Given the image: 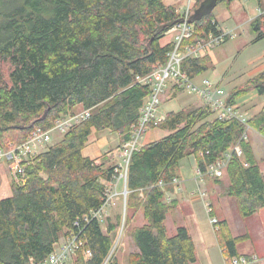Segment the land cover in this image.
I'll use <instances>...</instances> for the list:
<instances>
[{"label":"trees","instance_id":"obj_1","mask_svg":"<svg viewBox=\"0 0 264 264\" xmlns=\"http://www.w3.org/2000/svg\"><path fill=\"white\" fill-rule=\"evenodd\" d=\"M202 1L194 0L190 16ZM262 1L257 0L258 5ZM262 15L249 26L254 42L264 39ZM181 20L182 13L164 0H0V150L22 144L37 129H51L61 116L89 110L87 118L23 163L25 182H12L10 196L0 199V264H42L72 232H80L92 254L86 263L77 253L72 264L104 263L120 216L107 217L105 229L83 218L101 207L105 185L116 176L115 166L97 164L81 152L94 134L105 130L120 137L122 144L129 140L151 93L135 77L166 64L174 42L161 44V39ZM193 26L180 51L220 29L212 13ZM209 68L205 56L186 57L180 64L190 78ZM252 90L264 95V70L227 94L226 105ZM45 110L44 120L38 121ZM211 114L204 106L185 108L147 124V130L170 134L130 155L126 210L131 212L129 219L140 210L145 224L130 231L136 251L127 255L126 264L195 263L187 230L178 227L168 236L164 226L174 206V201H165V193L184 158L193 156L204 173L205 166L239 145L242 155L232 156L224 169L226 195L234 199L242 218L264 208V175L250 142L243 138L254 131L264 139V106L245 122L209 119ZM214 227L225 261L243 256L253 263L254 256L236 250L248 235L232 237L226 221L217 220ZM107 264L118 263L111 258Z\"/></svg>","mask_w":264,"mask_h":264},{"label":"rangeland","instance_id":"obj_2","mask_svg":"<svg viewBox=\"0 0 264 264\" xmlns=\"http://www.w3.org/2000/svg\"><path fill=\"white\" fill-rule=\"evenodd\" d=\"M173 1H175L174 6L176 7L179 13L186 11V6L188 2L190 8L194 4V0H173ZM241 1L235 0L233 3L234 11H232V13L234 14L236 12L237 14L235 15L236 16L235 18H231V19L228 18L227 20H221L224 19L225 17L224 13H227V10L225 9L223 3L217 4V6L212 11V14L216 16L223 24V27H225L224 29L234 32V37L228 38L224 43L213 48L209 52V53L212 52L213 57L216 59L218 63L216 67L218 65L227 64L229 75L235 74L238 77L240 76L236 84L237 86L231 88L227 92V94H229L231 91L235 90L236 88L243 86L249 78L253 77L257 73L264 70V39L258 42H253L252 40H254V34H252L249 29L252 20L255 17L260 16L261 14H263L262 18L264 22V1H262L259 5L257 3V0H247L246 4L244 3L245 0H243L242 2ZM243 4H245V6L247 7V13L244 15L242 13ZM173 37H175L174 34L165 35L161 39V43L164 44L167 42H171L173 40ZM258 57L261 58L257 61ZM253 60H254V64L252 66L251 62ZM249 73L250 76L249 77L246 76ZM210 77H211L210 75L206 76L207 79H210ZM210 80L212 81V79ZM169 84L171 85L173 84L172 80H168L165 84L164 89H166V91L164 95L161 98H159V105H158L159 110L165 109L164 108L165 104L162 101L169 96L168 90L166 88V86H168ZM223 87H225L226 90L228 88L226 85H223ZM182 93L184 94L185 92L183 91L178 92L179 95ZM248 93L240 96L236 100L238 101L240 98H243ZM263 104H264V95L260 97H254V99L252 97V99L248 103L236 108L239 114H242L245 117V119H248L254 116L255 114H257L259 112L258 111L259 108ZM194 106L195 105L192 106L191 103L186 108H192ZM80 111L82 110L77 109L76 113H79ZM213 116L214 115L211 114L209 119L214 118ZM154 117L155 118L157 117L156 112ZM145 134L146 132L139 140V143L143 141ZM61 135L62 134L60 133H54L52 135L50 145H52L54 142L60 139ZM247 136L245 139L246 141L250 142L254 156L258 161L260 171L264 175V139L254 131H248ZM46 149L47 147L42 152H44ZM116 156L120 158L118 164L123 165L124 164L122 161L123 157H121L120 154ZM194 162H195L194 157L190 156L184 158L178 164L177 173L184 180H189L188 183L192 186V188L195 191L194 195L198 196V198L202 200L203 205L205 207L204 209L208 216L214 212H211L210 214L208 213L206 207L207 203H205V200H207L208 198L214 200L215 203L214 214H216L217 217V219L216 218L215 219L218 221L227 222L232 237H240V236L248 235L247 240L236 245L237 252L244 256L246 255L252 256L256 254L258 260L252 264H264V208L250 217L247 218L240 217L234 199L226 195V190L228 187L227 177L224 175L221 178H219V180L216 182V178L209 175H203L202 182L200 180L201 177L198 176V180L200 183H197L193 179L195 177V176L193 177V169L195 167ZM9 168L10 167L8 166L7 161L0 162V199L10 195V185L12 183V176H11V170ZM119 175H121L122 178L116 181L117 182L116 186L119 196L115 200L114 208L108 210V215L111 218H113L115 215L120 216V226L117 234L119 233L120 230L122 231V234H121L120 244L114 250L113 258L117 261L118 264H126L127 255L129 253H132L134 250V246L132 244L130 237V231L134 226L139 225L140 216L137 217L135 222L131 223L129 219L131 212L126 210V196L128 194V191L126 190L127 169L125 171L123 170L122 173L120 172ZM112 184H115V182ZM201 193L204 194V198L200 196ZM200 200L199 202L201 203ZM200 214L203 217H205L203 210L200 211ZM169 217L171 218L172 216L168 214V219L164 222V225L166 227L167 235L172 236L176 233L178 226H184V222L183 223L180 222V224H174L172 226L171 223L172 220ZM209 218L211 220V216H209ZM104 224L105 223H103L101 226L103 229L105 226ZM195 257H196V261L194 264H207L206 261L208 257L206 255V251L204 250V247H202V245H200L199 243H197V251L195 252ZM211 257L213 260L212 264H223V259L220 253L215 252L214 256L212 255ZM71 262L72 260L69 261L67 264H71ZM225 262L226 261L224 260V263Z\"/></svg>","mask_w":264,"mask_h":264},{"label":"built area","instance_id":"obj_3","mask_svg":"<svg viewBox=\"0 0 264 264\" xmlns=\"http://www.w3.org/2000/svg\"><path fill=\"white\" fill-rule=\"evenodd\" d=\"M189 2L186 6V11L182 12V20L171 27L167 33L174 34V48L167 54L168 60L164 66L157 67L145 76H136L135 81L142 85H147L151 88V93L145 100V103L141 109V116L138 125L131 132V136L128 141L120 146L119 154L121 155L123 165H114L116 176L113 181L105 185L103 193V203L97 210L91 211L88 218L85 216L83 221L87 223L89 220H96L99 224L104 221V217L107 216V212L110 208L114 207L115 200L117 199L118 191L116 181L121 178L119 173L127 169L129 158L134 150L140 147L139 140L147 130V124L155 120V112L159 105L160 95L168 80H172L174 85L185 89L189 93L195 95L202 101V106L206 107L215 117L221 120H229L232 118L238 119L241 122H245V117L237 112L235 105L227 106L225 103V92L220 87L216 86L209 79L203 78L199 83L192 81L186 73L180 69L181 61L186 58L198 59L202 58L215 47L224 43L228 38L234 37L233 31L226 29H219L218 34H209L206 40L198 42L195 45L187 46L185 50L180 51V43L192 36L194 31L193 24L189 23ZM89 116V110H82L79 113L67 116L59 117L51 129L47 131L35 130L22 144L18 146H11L9 150H0V162H8L9 169L11 170L12 182L20 185L25 182L23 163L32 160L35 156L41 153L51 143L52 135L54 133H65L72 125L84 120ZM244 140L246 135L243 136ZM242 155L239 145L233 146L228 150L223 157L214 164L205 166V172L201 173L197 169V175L202 177L203 175H209L216 179L221 178L224 175V169L227 161L232 156L240 157ZM108 158H113L109 154ZM98 164V163H97ZM119 175V177H118ZM122 179V178H121ZM201 179V178H200ZM115 184H112L114 183ZM173 183H176V179H173ZM160 187L163 186L162 182H159ZM204 198V194H200ZM207 211L210 214L211 208L209 204L206 205ZM211 224L215 232V223L217 220L211 217ZM74 226L78 227V224L74 222ZM122 231L120 230L116 236L113 246L111 247L107 258L103 264L113 258L114 250L120 244ZM79 253L84 262H89L91 259V251L86 246L85 241L82 239L80 232H72L66 238H63L56 244L53 251L46 257L42 264H67L75 255ZM257 261V258H253V263ZM252 262L247 261L243 256L233 257L226 261L225 264H250ZM30 264H33L30 260Z\"/></svg>","mask_w":264,"mask_h":264},{"label":"crops","instance_id":"obj_4","mask_svg":"<svg viewBox=\"0 0 264 264\" xmlns=\"http://www.w3.org/2000/svg\"><path fill=\"white\" fill-rule=\"evenodd\" d=\"M234 1H232L228 5L224 4V7L227 10V13H224L225 17H224V19H221V20H227L228 18L231 19V18L236 17L235 16V15H237L236 12L234 14L232 13V11H234V6H233ZM246 1L247 0L244 1L245 4H246ZM164 2L166 4H169V5H174V3H175V1H173V0H164ZM245 4H243V12H242L243 15L247 13V7L245 6ZM214 19L217 22L218 27L220 29L225 28V27H223V24L220 22V20L216 16H214ZM168 34H172V33H166L165 35H168ZM173 41H174V37H173V40L171 42H173ZM252 41L254 42V40H252ZM167 43H169V42H167ZM164 44H166V43H164ZM206 57H209V59H210V68L208 70H206L204 73L197 75L195 77H192V81L195 83H199L201 79H203L204 77L206 78V76L210 75L211 76L210 79H212V81L210 79L209 80L212 83H214L216 86L223 89L225 92V97H226L227 92L231 88L237 86L236 84H237L240 76L238 77L235 74L229 75L227 64L218 65L216 67V65L218 63H217L216 59L213 57L212 52L209 53ZM260 58L261 57H258L257 61ZM251 63L253 66L254 60ZM250 73L246 76L249 77ZM223 85H226L228 87L227 90L225 89V87H223ZM166 88L168 90L169 96L166 97L165 100L162 101L165 104L164 110H159V106H158L157 111H156L157 117L155 118L156 121L163 120L164 117L170 112L176 113L182 109H185L191 103H192V106L195 105L192 108H197V107L202 106V101L198 97L189 93L185 89L180 88L177 85H174V83L172 85L169 84L168 86H166ZM165 91H166V89H164L163 93L160 95V98L164 95ZM179 91H183L185 93L184 94L182 93L179 95L178 94ZM252 97L254 99V97H260V95H258V93L255 90H252L247 95H245L243 98H240L238 101L236 100L233 105H235V107H240L242 105H245L246 103H248L252 99ZM160 104H161V102H160ZM263 106H264V104L259 108L258 111H260V109ZM213 117H215V116H213ZM169 134H170V132H168L166 130L159 129V128L148 129L146 131V134L144 136L143 141L140 143V147L147 145V144H150L152 142H155L157 140H160ZM121 145H122V143H121L120 137H118L116 134L110 133L109 131L105 130L103 132L94 134L91 141L83 148L81 154L83 157L88 158V159H90L96 163H102L103 162V163H106L107 165H116V164H118V162L120 160V158L117 157L116 155L119 154V149H120ZM109 154H111L112 157H114V158H108ZM191 157H193V156H191ZM194 161H195L194 162L195 167L193 169V177L194 176L195 177L193 179L195 182L200 183L198 180V175L196 173L198 167H197V162H196L195 158H194ZM196 178H197V180H196ZM175 179H176V183L172 182L171 189H168L165 193V201L166 200H167L166 202L174 201V206L170 210V212H168L166 214L164 222L168 219V214H170L172 216L171 218L169 217L172 220V222H171L172 226L174 224H180V222H182V223L184 222V226H178V227H184L187 230V232H188V234H189V236L193 242L194 251L195 252L197 251V243H199L200 245H202V247H204V250L206 251V255L208 257L207 261H206L207 264L213 263L211 256L212 255L214 256L215 252H218L221 254L222 259H223V264H225L224 263L225 258L223 257V254H222L221 249L218 245L212 224L210 223V218H209L210 215L208 216L206 214V211L204 209L205 207L203 205L202 200H200L198 198V196L194 195L195 191L192 188V186L188 183L189 180H184L183 178H181V176L179 174H178V177ZM200 180L202 182V177ZM10 194H11V192H10ZM9 196H7V197H9ZM139 196L142 197L141 192H140ZM7 197H4V198H7ZM199 200L201 201V203L199 202ZM205 203L209 204L212 212L215 213L214 200L208 198L207 200H205ZM216 204H217V202H216ZM112 208H114V207H112ZM112 208H110V209H112ZM201 210L204 211L205 217H203L201 215L202 213L200 214ZM138 216H140V223L138 226H134V227H140V226H143L145 224V220H144L142 212L140 210H137L135 213H133L131 215V217H130L131 223L135 222V220L137 219ZM107 217H110L108 215V212H107V216L104 217V221L102 223H100L101 226L103 223L106 222ZM214 218L217 219L216 214H214ZM166 233H167V231H166ZM135 251H136V248H134L133 252H135ZM252 256H254L258 259L256 254H254ZM71 260L73 262V258ZM72 262H71V264H72Z\"/></svg>","mask_w":264,"mask_h":264},{"label":"water","instance_id":"obj_5","mask_svg":"<svg viewBox=\"0 0 264 264\" xmlns=\"http://www.w3.org/2000/svg\"><path fill=\"white\" fill-rule=\"evenodd\" d=\"M219 0H203L200 2L199 6L192 12L189 23L193 24L197 21H200L202 18L207 17L212 13L214 8L217 6ZM48 110H45L43 115L38 121L44 120ZM34 122H32L29 126L32 127ZM126 192V190H125Z\"/></svg>","mask_w":264,"mask_h":264}]
</instances>
